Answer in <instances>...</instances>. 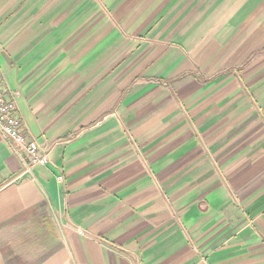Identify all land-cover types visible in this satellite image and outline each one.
Returning a JSON list of instances; mask_svg holds the SVG:
<instances>
[{
  "label": "crops",
  "instance_id": "0c3cea01",
  "mask_svg": "<svg viewBox=\"0 0 264 264\" xmlns=\"http://www.w3.org/2000/svg\"><path fill=\"white\" fill-rule=\"evenodd\" d=\"M0 75V264H264V0H0Z\"/></svg>",
  "mask_w": 264,
  "mask_h": 264
},
{
  "label": "built area",
  "instance_id": "2783aa9c",
  "mask_svg": "<svg viewBox=\"0 0 264 264\" xmlns=\"http://www.w3.org/2000/svg\"><path fill=\"white\" fill-rule=\"evenodd\" d=\"M16 113L15 102L7 100L4 96L3 80L0 75V133L15 154L23 157L22 152L26 153L22 160L24 173L29 174L35 167L45 166L49 160L47 153L39 149L36 141L26 143L25 136L20 132L21 122Z\"/></svg>",
  "mask_w": 264,
  "mask_h": 264
},
{
  "label": "water",
  "instance_id": "95a60500",
  "mask_svg": "<svg viewBox=\"0 0 264 264\" xmlns=\"http://www.w3.org/2000/svg\"><path fill=\"white\" fill-rule=\"evenodd\" d=\"M30 177H31L30 174H25V175L21 178V180L29 179Z\"/></svg>",
  "mask_w": 264,
  "mask_h": 264
}]
</instances>
